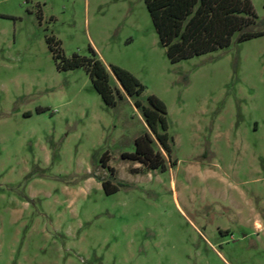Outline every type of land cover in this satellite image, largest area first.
<instances>
[{"label":"rangeland","instance_id":"obj_1","mask_svg":"<svg viewBox=\"0 0 264 264\" xmlns=\"http://www.w3.org/2000/svg\"><path fill=\"white\" fill-rule=\"evenodd\" d=\"M50 37L164 104L174 167L121 159L140 113L59 71ZM0 264H264V35L172 64L143 0H0Z\"/></svg>","mask_w":264,"mask_h":264},{"label":"trees","instance_id":"obj_2","mask_svg":"<svg viewBox=\"0 0 264 264\" xmlns=\"http://www.w3.org/2000/svg\"><path fill=\"white\" fill-rule=\"evenodd\" d=\"M156 30L166 56L172 64L182 60L202 56L217 50L228 48L233 38L242 43L264 35L253 7L249 0H143ZM48 48L59 71L83 68L89 77L93 89L103 103L110 108L117 100H132L140 113L147 132L135 140V151L122 154V160L141 164L147 171L165 172L167 167H174L176 161L171 159L172 138L167 134L166 108L155 96L150 95L143 103L140 100L145 91L137 79L129 72L113 66H105L89 47V58L74 54L70 58L62 55L59 42L47 38ZM111 77L116 84L111 85ZM158 145L159 149L155 150ZM162 152L165 153L167 159ZM107 154L100 160L110 176L114 169L107 166ZM122 184L102 182L106 195L116 193Z\"/></svg>","mask_w":264,"mask_h":264}]
</instances>
